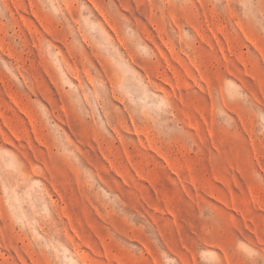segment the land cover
Listing matches in <instances>:
<instances>
[{"label": "rangeland", "instance_id": "1", "mask_svg": "<svg viewBox=\"0 0 264 264\" xmlns=\"http://www.w3.org/2000/svg\"><path fill=\"white\" fill-rule=\"evenodd\" d=\"M0 264H264V0H0Z\"/></svg>", "mask_w": 264, "mask_h": 264}]
</instances>
